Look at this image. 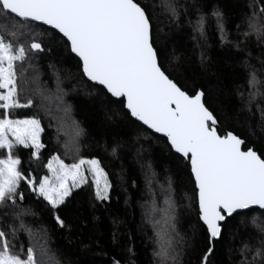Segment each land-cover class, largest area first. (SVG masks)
<instances>
[{
	"label": "snow or ice",
	"instance_id": "1",
	"mask_svg": "<svg viewBox=\"0 0 264 264\" xmlns=\"http://www.w3.org/2000/svg\"><path fill=\"white\" fill-rule=\"evenodd\" d=\"M244 7L243 28L236 25L232 33L223 9L209 0H0V150H5L0 156V264H60L49 249L46 230L33 243L36 233L24 222L31 209L22 206L21 183L47 202L60 228L69 225L57 209L74 188L90 184L95 201L111 199L112 180L96 156H80L72 164L52 156L45 165L48 174L38 176L23 170L19 155L13 154L16 146H23L39 159L44 147L39 113L12 118L13 110L39 107L49 116V127H57L58 133L63 127L54 124L57 118L45 106L50 90L41 83L36 62L61 42L78 58L82 76L98 86L102 102L119 104L128 113V124L134 118L162 134L177 171L187 170L192 195L184 193L181 199L194 206L206 240L199 264H213L216 242L226 236L238 241L237 248L229 249L233 264H264V222L258 223L256 215L264 216V0ZM32 22L50 26L47 42L37 38ZM182 24L191 28L201 68L208 63L204 49L213 25L219 43L235 50L247 85H236L235 105L212 108L211 89L187 83L185 58L175 48L168 51L165 43ZM253 37L260 47L255 57L248 47ZM55 77L57 99L63 103L66 93L59 73ZM70 110L67 104L62 108L65 116ZM121 110H113L109 119L120 117ZM72 123L76 145L83 129ZM124 147L114 141L107 150L119 158ZM141 168L150 196L145 217L153 229V264H182L187 241L177 227L174 181L166 177L160 183L151 163ZM158 196L163 207H158ZM232 220L237 227L228 231ZM21 232L29 237L27 245L20 240ZM134 256L129 245L114 252L109 264H135Z\"/></svg>",
	"mask_w": 264,
	"mask_h": 264
},
{
	"label": "trees",
	"instance_id": "2",
	"mask_svg": "<svg viewBox=\"0 0 264 264\" xmlns=\"http://www.w3.org/2000/svg\"><path fill=\"white\" fill-rule=\"evenodd\" d=\"M255 3L257 0H209L211 5L220 6L225 13V24L232 33H236V25L243 28L244 13L248 11L245 3ZM195 19V17H192ZM30 27L38 39L48 41L49 29L46 26L32 22ZM167 32V28H165ZM191 28L182 24L180 29L170 33L165 43L168 51L173 48L181 54L186 61L188 71L184 74L189 86L204 84L211 89V107L221 105L231 107L237 103L233 95L236 85L247 88L244 83V70L237 63L238 57L234 49L221 45L215 34L214 25L208 31L205 51L208 63L205 68L199 64V49L191 38ZM248 47L253 56L259 54L260 47L253 37L248 42ZM39 64L40 81L50 90L49 99L45 106L50 108L57 119L54 124L59 125L60 120L67 122L66 116L57 111L51 94L55 93V74L59 73L65 91L64 102L70 105L69 117L78 122L83 129L79 137L80 156H96L101 159L113 188L110 190L111 199L106 202H97L91 195L90 184L72 190L65 203L57 211L65 219L69 227L60 228L54 221L50 206L43 198L37 197L28 191L24 184L20 188L24 192L23 207L31 209V213L24 216V222L36 233L33 243H37L42 234L47 231L48 246L54 259L60 264H109V257L114 252L123 251L126 246H131L135 251L132 258L135 264H153V242L149 239L153 229L145 217V209L150 200L144 181L141 165L151 163L156 172V179L165 182L166 177H171L177 191L176 203L178 205V230L186 237L182 264H199V257L206 248L204 227L198 220L196 211L188 207V201L182 200L181 195H192L193 184L189 183L187 170L180 173L166 147V138L159 136L133 118V124H128L126 110L116 103L105 104L98 95V86L83 77L78 68V58L68 52L63 43L56 44L51 53L41 54L36 61ZM255 62V61H253ZM52 68H49V65ZM31 87V85H29ZM264 91V86L261 87ZM60 106H62L60 104ZM113 110H121L120 117H109ZM39 113L42 127V144L39 159L31 156V148L16 146L14 155L21 159L20 167L30 171L32 175L44 176L48 174L45 167L47 161L64 150L62 136L57 135L56 127H49L50 118L44 109L22 108L18 110V117L24 118ZM236 131L242 133L243 129L235 126ZM144 132V136H139ZM114 141H121L125 147L119 158L113 157L107 146ZM139 150L140 155H137ZM5 150H0V156ZM162 198L158 196L157 200ZM259 222H264V216L256 214ZM239 219V218H237ZM115 221V223H114ZM237 220L228 223V231H234ZM244 231V229H241ZM115 233V240L113 234ZM28 235L20 233V240L27 245ZM238 247V241H230L227 236L216 242L215 255L210 257L213 264H233L234 252L229 249Z\"/></svg>",
	"mask_w": 264,
	"mask_h": 264
},
{
	"label": "rangeland",
	"instance_id": "3",
	"mask_svg": "<svg viewBox=\"0 0 264 264\" xmlns=\"http://www.w3.org/2000/svg\"><path fill=\"white\" fill-rule=\"evenodd\" d=\"M62 85L63 84L61 83V87L63 88L64 85L63 86ZM51 95H52V98L55 100V102L60 103L62 105V106H60V104H59L58 106H55L57 108V111L60 112L63 116H65L63 111H62V108L65 105V102H64L65 95L63 96V103L57 99L56 90H55V93L51 94ZM20 109H22V108H18V109L13 110L12 118H19L18 117V110H20ZM66 120H67V122H63L62 120H60V124L62 123L63 127L61 128L59 133L57 132V135L62 136L63 140L66 141V143H68L70 145V147L68 149H66L65 148L66 143L64 142V147L62 146L60 148V149L64 150L60 153V158L63 159L66 164H72L76 161V159L78 157H80L79 144H76V145L72 144V139H73V135H74L73 123H72L73 121L70 119L69 113L66 116ZM56 131H57V127H56ZM41 140H42V131L40 133V141ZM41 143H42V141H41ZM74 189H76V188H74ZM157 201H158V207H163V203H162L163 197L158 199ZM148 208H150V204L148 205ZM156 219H160L159 214L156 216ZM54 261H56V260L54 259Z\"/></svg>",
	"mask_w": 264,
	"mask_h": 264
},
{
	"label": "water",
	"instance_id": "4",
	"mask_svg": "<svg viewBox=\"0 0 264 264\" xmlns=\"http://www.w3.org/2000/svg\"><path fill=\"white\" fill-rule=\"evenodd\" d=\"M35 23H38V24H41V25H43L41 22H35ZM43 26H46V27H48V28H50V26H47V25H43ZM91 82V81H90ZM92 83H94V82H92ZM95 84V83H94ZM134 119V118H133ZM139 122V121H138ZM140 123V122H139ZM146 127V126H145ZM147 128V127H146ZM151 131V130H150ZM157 135H159V136H162V134H157ZM163 137V136H162ZM165 138V137H164Z\"/></svg>",
	"mask_w": 264,
	"mask_h": 264
}]
</instances>
